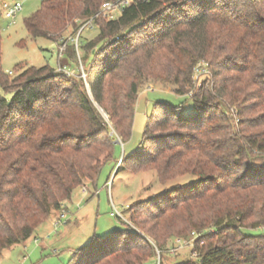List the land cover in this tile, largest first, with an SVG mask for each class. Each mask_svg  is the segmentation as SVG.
Wrapping results in <instances>:
<instances>
[{"label":"trees","instance_id":"obj_1","mask_svg":"<svg viewBox=\"0 0 264 264\" xmlns=\"http://www.w3.org/2000/svg\"><path fill=\"white\" fill-rule=\"evenodd\" d=\"M108 1L116 0H42L25 20L33 39L66 42L60 60L67 67L72 52L76 76L48 64L5 74L0 31V255L78 188L97 185L117 144L97 106L126 141L139 89L154 80L192 92L195 113L182 117L180 106L157 102L142 143L122 162L154 170L161 183L199 179L148 200L132 225L94 238L70 264H145L157 252L137 229L155 240L161 264L171 237L191 247L172 264H264V0H132L116 19H94L96 40L81 45L80 36L79 58L66 33L76 35ZM201 61L213 79L196 88Z\"/></svg>","mask_w":264,"mask_h":264},{"label":"rangeland","instance_id":"obj_2","mask_svg":"<svg viewBox=\"0 0 264 264\" xmlns=\"http://www.w3.org/2000/svg\"><path fill=\"white\" fill-rule=\"evenodd\" d=\"M16 1L22 2L23 9L16 20L10 22L5 18L3 4ZM41 3L42 0H0L1 68L7 75L10 72L14 74L19 64L36 67L48 64L55 68V72L67 74L63 64L66 62L59 58L58 45L45 38L33 39L25 28V20L41 7ZM97 34V28H86L82 33L80 44L94 38L92 41H95ZM66 36H68L67 41L73 43L70 39L75 34L71 28ZM140 36L135 35L133 39L138 40ZM79 54L84 56L85 50L80 48ZM69 58L67 67L69 72L73 73L71 75L76 76L78 68L72 52H70ZM64 59H67V56ZM206 71L205 76L195 83L196 88L213 79L212 70L207 65ZM58 80L66 88L69 87L65 85L63 79ZM58 92H61V89ZM0 94H4L1 86ZM192 94V92H187L185 95L177 93L176 86L162 81L149 80L145 82L139 89V97L135 102L136 110L132 130L126 141L115 131L109 114L97 106L110 127L113 128L111 134L115 135L118 142L115 147L114 159L104 167L97 185L86 183V191H84V187L78 188L72 200L63 204L67 223L61 225L58 232L52 233L48 237V234L53 230V220L59 213V211H53L50 219L41 225L30 239L4 251L0 255V264H70L73 260V253L91 243L94 238H104L112 231L121 229L122 222L132 225L130 219L132 212L141 210L148 200L171 189L185 187L198 181L197 175L185 174L167 183H161L154 170L137 171L133 170L130 164L122 162V156H130L142 143L149 117L154 114V106L157 102L171 107L180 106L177 108V114L189 117L195 113L194 103L190 99ZM6 96L9 98L11 94L8 93ZM146 146L150 147V143ZM114 206L123 218L111 216ZM137 231L154 245L157 252L156 257L145 264H161V250L158 249L155 240L145 233L146 231L140 229ZM260 232L256 231V233ZM176 239L175 237L169 238L164 249L166 253H163V260L166 264L182 262L190 254L191 247L187 240L185 241L186 245L184 244L182 248L175 252L171 251ZM172 241L173 243L168 246Z\"/></svg>","mask_w":264,"mask_h":264},{"label":"built area","instance_id":"obj_3","mask_svg":"<svg viewBox=\"0 0 264 264\" xmlns=\"http://www.w3.org/2000/svg\"><path fill=\"white\" fill-rule=\"evenodd\" d=\"M131 2H132V0H116V1L105 2L102 5L101 11L97 15H94V16H92V17L88 18L87 20L80 23V26L78 28L76 35L70 39L76 47V51L78 52L77 54H78L79 58H80V54H79L80 36L82 35L83 31L86 28H93L94 27V19L98 15L102 14L107 20H114L118 17V15L122 12V10L124 8H126L127 6H129L131 4ZM22 9H23V4L20 1L5 2L3 4V12L5 15V18L7 20H9L10 22H14L16 20V18L18 17V15L22 11ZM65 48H66V42H64L61 46H59V58H61L63 56ZM60 70H62V69H60ZM64 71H66L67 74H70V75L73 74V73L69 72L70 70L67 67H64ZM81 71H82V77L85 79L86 75L83 71L82 65H81ZM206 72H207L206 71V63L203 61L199 62L197 64V66L195 67V70H194V80L198 83L199 80L205 76ZM110 185H111V183H110ZM84 191H86L85 187H84ZM66 216H67L66 211H64L63 209L59 211L58 215L53 220V230L48 234V237L52 233L58 232V229L61 225L67 223ZM111 216L123 218L122 215L119 214V210L116 209L115 206H114V211L111 212ZM184 244L186 245L185 240H183L181 238H177L173 243L171 251L175 252V251L179 250V248H182V246Z\"/></svg>","mask_w":264,"mask_h":264},{"label":"crops","instance_id":"obj_4","mask_svg":"<svg viewBox=\"0 0 264 264\" xmlns=\"http://www.w3.org/2000/svg\"><path fill=\"white\" fill-rule=\"evenodd\" d=\"M47 229V228H46ZM16 246V245H15ZM14 247V246H13Z\"/></svg>","mask_w":264,"mask_h":264},{"label":"water","instance_id":"obj_5","mask_svg":"<svg viewBox=\"0 0 264 264\" xmlns=\"http://www.w3.org/2000/svg\"><path fill=\"white\" fill-rule=\"evenodd\" d=\"M116 143H118V142L116 141Z\"/></svg>","mask_w":264,"mask_h":264}]
</instances>
